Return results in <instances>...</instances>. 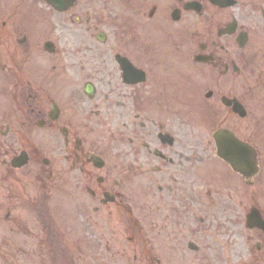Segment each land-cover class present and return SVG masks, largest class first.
Wrapping results in <instances>:
<instances>
[{"label":"flooded vegetation","instance_id":"flooded-vegetation-1","mask_svg":"<svg viewBox=\"0 0 264 264\" xmlns=\"http://www.w3.org/2000/svg\"><path fill=\"white\" fill-rule=\"evenodd\" d=\"M28 2L36 22H0V89L26 134L61 141L84 247L123 249L105 238L114 220L145 264L147 249H180L178 264H264V173L231 167L213 140L225 129L264 155L253 140L264 0ZM27 152L53 176V157Z\"/></svg>","mask_w":264,"mask_h":264},{"label":"rangeland","instance_id":"rangeland-1","mask_svg":"<svg viewBox=\"0 0 264 264\" xmlns=\"http://www.w3.org/2000/svg\"><path fill=\"white\" fill-rule=\"evenodd\" d=\"M22 0H16L14 5ZM25 7L13 11L10 9L11 0H0V22L21 23L23 21H37L36 4L23 0ZM0 59V78L3 74ZM259 83L255 85V119H264V70ZM11 93L0 89V264H145L143 257L138 256L139 249L128 239H123L122 233L115 221L111 220L107 229L103 228L105 238L113 242L121 241L123 249H86V228L79 216H76L77 204L73 200L71 186V172L69 163L64 161L66 156L61 141L56 137L46 139L41 135L26 134L21 123L16 120L20 113V106L13 103ZM263 104V106L261 105ZM11 122L10 132L2 135L6 124ZM256 122V121H255ZM255 134L261 136L256 145L264 146V126L254 125ZM47 134V130L39 131ZM33 149L41 157H53L55 160L53 176H48L47 169L41 173L33 164H27L21 169H10L9 157L21 149ZM260 149V148H259ZM5 160V164H2ZM260 172L264 173V155L261 158ZM7 166L9 169H6ZM81 249H73V247ZM98 248V247H97ZM150 260L158 258L161 264H178L175 259L178 250L148 249ZM134 254L136 260H133ZM68 255V257H67Z\"/></svg>","mask_w":264,"mask_h":264},{"label":"water","instance_id":"water-1","mask_svg":"<svg viewBox=\"0 0 264 264\" xmlns=\"http://www.w3.org/2000/svg\"><path fill=\"white\" fill-rule=\"evenodd\" d=\"M47 3H49L52 7H54L55 9L58 10H63L65 8H67L70 4V0H45ZM64 1H69V3H64ZM238 110H240V108H238ZM242 114V113H241ZM221 136L219 133L218 135L215 137L216 142H217V148L218 150L221 152L222 156L228 160L233 166H237L239 167L241 165L240 160H241V156L239 155H232L231 153H225L223 150L225 149V147L221 146V140L220 137ZM228 141H230V146L229 149H233V148H237V149H243V146L241 145V143L236 142L234 139L230 138L227 139ZM252 157H254V155L250 152V157L248 159V166H250V168L252 167ZM26 163V156L24 153H21V155L17 158H15L14 160V166L15 167H21ZM255 163V160H254Z\"/></svg>","mask_w":264,"mask_h":264}]
</instances>
